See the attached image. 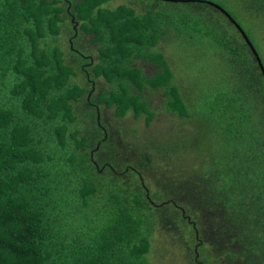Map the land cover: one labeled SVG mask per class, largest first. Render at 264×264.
<instances>
[{
  "label": "trees",
  "instance_id": "1",
  "mask_svg": "<svg viewBox=\"0 0 264 264\" xmlns=\"http://www.w3.org/2000/svg\"><path fill=\"white\" fill-rule=\"evenodd\" d=\"M106 1L0 0V264H174L167 242L187 264H264V78L249 46L207 0ZM230 1L264 29V0ZM176 44L215 60L211 78L194 63L192 111L163 51ZM156 90L177 121L120 144L103 110L148 128Z\"/></svg>",
  "mask_w": 264,
  "mask_h": 264
},
{
  "label": "rangeland",
  "instance_id": "2",
  "mask_svg": "<svg viewBox=\"0 0 264 264\" xmlns=\"http://www.w3.org/2000/svg\"><path fill=\"white\" fill-rule=\"evenodd\" d=\"M134 0H110L109 5L108 1H106V5H101L104 8L107 9H114L117 5L120 4H128L130 5V2ZM138 2H148L149 5H142V3H137L134 5H131L132 7H136L137 12H143L144 6H154L150 5L153 0H137ZM164 1V0H163ZM212 1L215 3H221V0H207ZM162 4V3H161ZM179 5H176L177 7H185L190 4H183L181 2H178ZM159 8H156V14L160 13L163 7L166 5H155ZM228 11L232 12L235 16L238 23L241 25V27L247 32L249 35L256 51L260 55L261 58L264 59V29L262 25H260V21L256 20L255 18H251L250 15L247 13L245 14L242 10L239 9V7L231 2L230 0H225V5H223ZM160 10V11H159ZM77 21V20H76ZM81 21H77V28L79 27ZM72 25L70 24V21L66 19L65 22V29L63 34L61 35L62 40V49L64 52H67V49L69 47V36L73 34L71 33ZM89 36H87L85 39L87 40ZM251 43V44H252ZM89 44V43H87ZM176 48H172L170 46H164L163 51L165 52V55L168 59V62L170 66L172 67V70L175 73L174 80L179 83V86L183 93L189 92L190 94V100H191V111H192V73L198 72L200 73L207 72L206 76L209 75V77H213V69L215 61L210 56H202L200 55V49H194L192 45H186L183 46L182 49L184 51L180 50V47L178 44L175 46ZM90 50H85V52H89L92 54L94 59H96V56L98 52L96 51V44H91V47H89ZM87 48V49H89ZM179 55L183 56V58H180ZM193 60V64H192ZM194 63H197L199 67L202 69L201 71L197 69V66H194ZM222 67V66H221ZM222 71H225L224 73L227 75V70L223 69ZM146 74H152L153 71L151 68H146L144 71ZM77 82L80 85L85 84L84 77L80 74L78 78H76ZM106 86H108L104 81L100 78L95 79V87L94 91L97 94L100 90L104 89ZM207 87L208 85H204V87ZM211 86V85H210ZM184 95V94H183ZM187 97V95H185ZM150 106L151 108L155 109L156 116L154 118V121L151 123L150 127L146 128L144 124V115L141 114L138 119L134 120L132 118L131 112H128L123 118L115 117L113 114V108H110L108 110L104 109L102 112V123L104 124V127L111 133L115 134L116 130H120V136L119 139L121 141L120 144L132 143L135 140H139L138 136H144L147 133L156 134L155 136H158L160 132L163 133L166 132V128L168 127V122L174 117L169 116V114L166 112L165 106H164V96H161V90H156L153 92L152 95H150ZM175 121H177V118H174ZM166 242V241H165ZM170 244L169 246V252L168 257L166 260V263L170 262V258L173 259L172 262L174 264H187V262L184 261L185 252L183 251V248L176 243L171 244L170 242H167ZM156 256H161L158 253H156ZM169 261V262H168Z\"/></svg>",
  "mask_w": 264,
  "mask_h": 264
},
{
  "label": "water",
  "instance_id": "3",
  "mask_svg": "<svg viewBox=\"0 0 264 264\" xmlns=\"http://www.w3.org/2000/svg\"><path fill=\"white\" fill-rule=\"evenodd\" d=\"M164 1H174V2H190V1H194V0H164ZM207 4L214 6L215 8H217L220 12H222L236 27V29L239 31L240 35L242 36V38L244 39V41L246 42L245 44H247L252 52V54L254 55L258 67L263 75L264 78V67L261 63L260 57L257 53V51L255 50V48L253 47V45L251 44L250 40L248 39L247 35L245 34L244 30L236 23V21L230 16L229 13H227L222 7H220L219 5L213 3V2H209L206 1ZM73 20V19H72Z\"/></svg>",
  "mask_w": 264,
  "mask_h": 264
},
{
  "label": "flooded vegetation",
  "instance_id": "4",
  "mask_svg": "<svg viewBox=\"0 0 264 264\" xmlns=\"http://www.w3.org/2000/svg\"><path fill=\"white\" fill-rule=\"evenodd\" d=\"M109 2H110V0L108 1V5H109ZM106 2H104V4L103 5H106L105 4ZM64 4L65 5H70V2H69V0H64ZM101 4V5H102ZM73 21V24L74 23H76V20H75V18L73 17V20H72V17L70 18V22H72ZM72 32L74 33V35H77V33H78V28H75V26L73 27V30H72ZM70 42H71V40H69ZM92 89H93V86H92Z\"/></svg>",
  "mask_w": 264,
  "mask_h": 264
},
{
  "label": "clouds",
  "instance_id": "5",
  "mask_svg": "<svg viewBox=\"0 0 264 264\" xmlns=\"http://www.w3.org/2000/svg\"><path fill=\"white\" fill-rule=\"evenodd\" d=\"M108 1H109V0H108ZM74 26H75V28H77V21H76V23H74ZM74 26H73V27H74Z\"/></svg>",
  "mask_w": 264,
  "mask_h": 264
}]
</instances>
